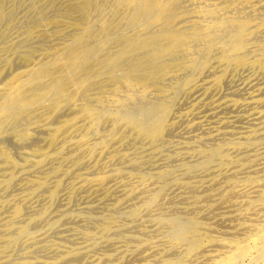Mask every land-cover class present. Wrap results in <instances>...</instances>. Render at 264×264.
<instances>
[{
  "label": "bare ground",
  "instance_id": "1",
  "mask_svg": "<svg viewBox=\"0 0 264 264\" xmlns=\"http://www.w3.org/2000/svg\"><path fill=\"white\" fill-rule=\"evenodd\" d=\"M22 6L26 9L25 21L19 23L16 14ZM20 24L24 29L16 43L1 41V50L6 55L5 65L0 67V169L8 173L0 181V189L4 191L16 182L15 169L26 170L49 160H70L71 171L76 170L88 158L99 159L115 141L120 144L147 141L154 144V149L171 145L167 138L173 134L169 120L181 95L202 85L206 89L210 83L219 85L228 71L241 65L264 66V0H0V26L5 29L0 32V39L8 38ZM32 41L39 45L34 46ZM16 64L19 67L15 70ZM215 139L212 135L201 136L191 146L188 155L196 161L185 164L186 173L208 168L223 156V144L207 145ZM39 140L44 145L25 151L22 163L10 147L11 144L28 147ZM66 150L71 155L62 158ZM120 159L136 163L129 159L128 153H123ZM60 166L59 163L52 171L59 173ZM106 178L101 176L102 180ZM155 178L166 182L173 174L164 171ZM61 186L62 182L57 181L50 191L51 199L57 197ZM27 187L30 193L37 194L48 187V180L30 179ZM162 196L163 187L155 189L142 204L122 217L127 222L139 219ZM256 202L264 206V190ZM46 213L47 210L40 216ZM14 215L18 219L24 217L23 205L14 206ZM38 219L15 227L12 242L30 234ZM116 221L114 217H100L91 237L105 241L114 234L120 235L123 226ZM155 221L166 228L161 234L166 243L164 252L184 248V256L201 260L198 264H264V223L254 227L241 225L237 233L240 235L229 231L230 236L215 239L206 235L201 222L193 216L162 215ZM148 246L149 242L141 241L137 250ZM82 255L81 250L71 251L51 264H77ZM111 255H106V260ZM162 264H185V261L182 257H166Z\"/></svg>",
  "mask_w": 264,
  "mask_h": 264
},
{
  "label": "rangeland",
  "instance_id": "2",
  "mask_svg": "<svg viewBox=\"0 0 264 264\" xmlns=\"http://www.w3.org/2000/svg\"><path fill=\"white\" fill-rule=\"evenodd\" d=\"M24 14H26V9L25 6H22L16 14L17 16L20 15L18 16L19 18L16 16L17 22L23 23L25 21ZM21 25L10 33L9 36L11 37L0 39L1 68L5 65L6 60V55L1 50L2 42L16 43L24 29ZM2 31H5L3 27L0 28L1 33H3ZM38 43L32 41L34 46L39 45ZM17 67L19 66L16 64L14 69L16 70ZM207 86L208 88L206 89V86L202 85L191 93L181 95L178 99L169 120L171 125L170 133L173 134H171L172 136H167V138L172 141L171 145L161 149H154V144L147 141L133 140L129 144H120L115 141L103 151L99 159L88 158L76 170L71 171L73 162L70 160H49L42 165L28 167L26 170H13L16 182L5 191L0 189V264H20L24 261L27 264H51L52 261L61 255L63 256L75 250H81L83 254L77 264H114L116 262H122V264H162L163 259L166 257L172 259L182 257L185 264H198L201 260L184 256V248L168 253L163 251L166 243L161 238V234L166 228L156 223V217L162 215L170 217L176 215L193 216L201 222L206 235L215 239L230 236L229 234L235 231V235H240L237 233L240 232L238 230L241 225L254 227L256 224L260 225V222L263 224L264 206L258 205L256 200L261 191L264 190V186H262L264 184V66L241 65L228 71L221 84L210 83ZM236 107L239 108L235 109ZM245 109L246 111H244ZM219 110L222 113H217ZM215 113H217V116H215ZM256 117L258 118L256 119ZM229 125L232 127H227ZM39 134L37 133L36 135L41 136ZM258 134L260 135L258 136ZM206 135L217 137L216 141L213 140L212 142L211 140L207 145H224L223 156L215 160L208 168L188 174L184 171L185 164H188V162L194 164L196 161V158L188 155L191 151L190 148L201 136ZM43 145L44 142L39 140L28 147L25 145L26 147L17 148L13 144L9 146L18 161L22 163L25 151L31 152L33 146ZM123 153H128L129 159L136 160V163L131 164L128 161H122L120 156ZM70 155L71 153L66 150L62 154V158H67ZM31 156L32 158L34 157L33 155ZM59 163L61 164L60 172H53V168L58 166ZM164 171H170L173 174V178L166 182L155 178L157 174ZM232 172L234 173L232 174ZM238 172L241 174H238ZM228 174L231 175L229 176ZM102 175H106L107 178L102 180ZM225 175L227 178H225ZM7 177V171L0 169V181L5 180ZM42 178L48 180V187L37 194L30 193L27 182L30 179L40 180ZM57 181H61L62 186L57 197L51 199L50 191ZM160 187H163V196L156 206L147 211L148 213H142L139 219L131 222H127L122 217L123 214L132 208L142 204L155 189ZM241 195H243L242 198H240ZM17 203L23 205L25 209V215L20 219L14 215V206ZM216 206L218 209H215ZM46 210V215L40 216ZM235 213L237 214L235 215ZM204 215L206 216L203 217ZM104 216L114 217L117 220L116 223L123 226L120 229L121 233L120 235L114 234L111 239L105 241L100 240L99 237L95 240L90 233H94L93 231L97 228L99 218ZM144 216H146L145 219ZM243 216L248 218H243ZM37 217L39 219L35 221L34 228L31 227V233L20 237L17 243L12 242V235L15 232L14 228L30 223L31 220ZM237 219L239 222H232V220ZM213 221L214 223H212ZM39 224L40 226H37ZM252 230H254L253 228L251 232H254ZM135 238L137 241L133 240ZM70 240L72 241L70 242ZM141 241L150 243V246L141 249V251L145 250L142 253L137 250V246ZM36 249L39 250L37 251ZM109 254H112V257L106 260L105 257Z\"/></svg>",
  "mask_w": 264,
  "mask_h": 264
}]
</instances>
